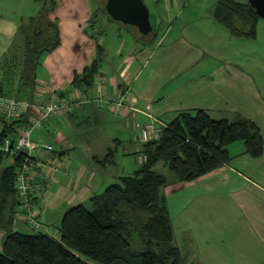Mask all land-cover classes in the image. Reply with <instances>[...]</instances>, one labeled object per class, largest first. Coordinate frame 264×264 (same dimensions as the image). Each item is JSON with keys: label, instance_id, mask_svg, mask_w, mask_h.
I'll list each match as a JSON object with an SVG mask.
<instances>
[{"label": "crops", "instance_id": "0c3cea01", "mask_svg": "<svg viewBox=\"0 0 264 264\" xmlns=\"http://www.w3.org/2000/svg\"><path fill=\"white\" fill-rule=\"evenodd\" d=\"M96 1L57 0L51 18L59 23L61 43L43 55L35 93L58 91L68 95L77 74L98 60L96 84L104 81L106 93L129 88L135 100L119 112L89 103L68 117L52 118L39 131V136L49 137L70 162L71 173H57L50 186L34 198L37 207H47L41 220L53 229L71 207L91 202L92 197L103 193L120 177L132 175L140 168L144 142L138 125L158 120L168 124L182 112L202 108L216 119H255L264 135V103L258 111L260 119L244 115L232 105L237 94L261 97L264 102V93L258 80L250 75L249 66L231 54L242 47L215 20L214 6L219 0H207V10L202 0L195 5V0H149L156 5L161 22H172L162 36L155 28L143 35L137 27L117 22L101 10L97 21ZM4 62V58L0 59V77ZM79 121L93 122L95 126L88 127L83 137L89 157L82 161L75 157L73 161L72 141L61 129L86 126ZM6 126L0 122V134ZM230 147L233 159L229 164L194 181H176L173 176L165 188L177 242L194 260L193 264H264V153L252 156L243 143ZM111 149L114 156H108ZM123 158L130 161V167L119 171L112 168L120 161L126 162ZM110 168L113 170L109 172ZM87 180L88 185H81ZM27 214V210L17 206L13 228L0 224V251L7 232H25L29 226Z\"/></svg>", "mask_w": 264, "mask_h": 264}, {"label": "trees", "instance_id": "16d2710c", "mask_svg": "<svg viewBox=\"0 0 264 264\" xmlns=\"http://www.w3.org/2000/svg\"><path fill=\"white\" fill-rule=\"evenodd\" d=\"M35 1L43 5L37 15L19 26L23 35L20 54L14 55L7 67L2 66L3 75L12 74L19 80L0 82V96L31 99L43 55L61 43L59 23L51 18L57 0ZM96 3L108 15L106 3ZM214 17L234 36L255 38L258 34L261 16L249 1L219 0ZM99 70L100 62L95 60L77 74L72 89L93 91ZM6 127L0 142L8 134ZM234 143H243L247 153L255 157L264 153V135L254 120L216 119L202 108L180 113L163 127L159 137L144 142L141 152L148 159L134 174L120 177L92 197L90 207L84 203L71 207L57 228L46 225L54 235L7 232L0 264H193L194 260L185 256L177 242L165 194L171 180L155 167H168L176 181H194L229 164L233 159L230 146ZM114 154L109 150L108 156ZM18 167L17 160L9 161L0 150V224L4 228L13 225L20 206Z\"/></svg>", "mask_w": 264, "mask_h": 264}, {"label": "built area", "instance_id": "2783aa9c", "mask_svg": "<svg viewBox=\"0 0 264 264\" xmlns=\"http://www.w3.org/2000/svg\"><path fill=\"white\" fill-rule=\"evenodd\" d=\"M103 83L96 84L89 93L75 89L65 96L58 91L50 94L34 93L31 99L0 96V122L10 128L0 142V150L8 155L9 161L19 162L16 174L18 198L21 208L28 211V224L36 232H47L49 228L40 220V214L39 218L35 214V196L53 182L55 174L71 173L68 156L59 152L54 142L41 141L39 131L52 118L67 117L84 104L94 103L119 112L133 98L129 88L106 93ZM155 123L138 125L142 142L160 136L162 129ZM147 159V155H139L141 164Z\"/></svg>", "mask_w": 264, "mask_h": 264}, {"label": "rangeland", "instance_id": "374dc122", "mask_svg": "<svg viewBox=\"0 0 264 264\" xmlns=\"http://www.w3.org/2000/svg\"><path fill=\"white\" fill-rule=\"evenodd\" d=\"M104 3L105 1L102 0ZM181 1H186V0H181ZM200 0H195L193 1L192 4H196V2H199ZM207 0H202V3H205ZM239 1H245V0H239ZM96 2H99L97 0ZM146 4L150 8L151 12V22L154 26L155 29L158 30V32H161V36L163 35L164 32H167L168 28L172 26L171 21H165L161 22L159 20L157 11H156V5L154 2H151L149 0H145ZM103 3V4H104ZM184 3V2H183ZM97 4V3H96ZM43 4L40 2H37L35 0H0V14L3 15L4 18L0 19V59L2 60L4 58L5 66L7 67V62L10 61L14 55L20 54L22 48H23V35L19 33V26L22 24L23 21H28L30 17L37 15L38 10ZM98 5V4H97ZM192 6V5H191ZM193 7V6H192ZM191 7V8H192ZM206 8V10L209 8V3L206 2V4L203 6ZM42 8V7H41ZM182 8V7H181ZM216 8V5L214 6ZM106 9V7H105ZM105 12L104 10H101V12ZM100 10L97 8L96 10V20L99 21L100 17L102 16ZM106 13V12H105ZM176 17V14L174 15ZM5 21V22H4ZM181 20L179 19L175 25H174V32L177 30V27H179ZM161 25V28H160ZM108 26V25H106ZM12 27V29H10ZM225 27V26H224ZM109 30H112V27L108 26ZM226 28V27H225ZM228 30V29H227ZM9 32H13L11 36H9ZM157 32V31H156ZM257 32L258 35L256 38H240L237 36H233L237 41L236 43H239L241 45L242 50H236L232 51L231 54L232 56L235 57L236 60L240 61L243 65L249 66L250 69V75L252 76L253 79L258 80L259 86L261 91L264 93V18H261L258 22V27H257ZM146 37V36H145ZM9 45V46H8ZM5 46L8 48L3 52L5 49ZM238 52V53H237ZM237 55V56H236ZM3 62H1L2 64ZM248 69V68H247ZM15 81V83L19 80V77L10 75H2L0 77V81L4 83L11 81ZM92 92V91H91ZM132 99L131 103L133 104L134 102V94L132 92ZM246 97V98H245ZM264 103L263 99L259 97L256 99L254 95L250 96V94H242L240 95H235V97L232 99V105L236 106L238 110H240V113L242 114H247L251 116L252 118L255 117L257 119H260L258 116V111L260 109V104ZM97 106V105H96ZM264 106V105H263ZM100 107V106H98ZM83 118H79L81 120ZM254 119V118H253ZM255 120V119H254ZM80 124L82 122L79 121ZM158 127L163 129V127L166 125L165 123L161 121H156L155 123ZM82 125H86L79 129L78 127H67L66 130L61 129V131L66 134V136L71 139L70 145L72 146V149L70 150L71 153V159L74 161V159L77 158V161H82L85 159V156L89 157L87 150L85 149L84 145V140L83 137L85 135V132L88 130V127L90 126H95V123L93 122H88ZM137 134H139L137 132ZM159 137V136H157ZM157 137H154L157 138ZM40 140L41 141H50L51 139L49 137L41 136L40 134ZM74 144L77 146L75 148ZM76 157V158H75ZM132 161L134 162V158L131 157ZM123 161H126L122 163L120 161L116 165H112L115 170H120L124 166L130 167L131 163L127 159L123 158ZM78 163V162H76ZM158 171L164 173L165 175L168 176L169 179L174 176L173 172L168 169V167L164 166L163 164H159L155 167ZM113 169H109V172ZM105 172V171H104ZM101 174V173H99ZM98 174V177H99ZM105 174V173H104ZM56 175V174H55ZM54 175V177H55ZM71 179H73V173L70 176ZM89 181H84L81 185H88ZM50 186V185H49ZM76 190V189H75ZM86 205L89 207L92 205L91 202H87ZM46 208L44 206H38L36 205L35 209V214L39 218V213H42L41 219L43 218V215H46ZM40 219V220H41ZM28 223V221H27ZM29 225V224H28ZM30 226V225H29ZM26 227L25 232H34L35 230ZM13 228V225H11ZM36 232V231H35ZM38 232V231H37ZM183 232V231H180ZM47 233L52 234V231L47 229ZM54 235V233L52 234ZM187 253L185 254V256ZM187 258V257H186ZM189 261V259H188ZM191 262H187V264H190Z\"/></svg>", "mask_w": 264, "mask_h": 264}, {"label": "water", "instance_id": "95a60500", "mask_svg": "<svg viewBox=\"0 0 264 264\" xmlns=\"http://www.w3.org/2000/svg\"><path fill=\"white\" fill-rule=\"evenodd\" d=\"M249 2L264 18V0H249ZM105 7L113 20L135 26L143 35H149L154 31L150 8L145 0H107Z\"/></svg>", "mask_w": 264, "mask_h": 264}]
</instances>
